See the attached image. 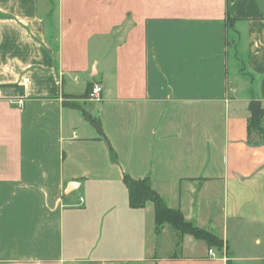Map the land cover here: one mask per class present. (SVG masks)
Returning <instances> with one entry per match:
<instances>
[{
    "label": "crops",
    "instance_id": "0c3cea01",
    "mask_svg": "<svg viewBox=\"0 0 264 264\" xmlns=\"http://www.w3.org/2000/svg\"><path fill=\"white\" fill-rule=\"evenodd\" d=\"M0 95V264H264V0H0Z\"/></svg>",
    "mask_w": 264,
    "mask_h": 264
},
{
    "label": "trees",
    "instance_id": "16d2710c",
    "mask_svg": "<svg viewBox=\"0 0 264 264\" xmlns=\"http://www.w3.org/2000/svg\"><path fill=\"white\" fill-rule=\"evenodd\" d=\"M251 111L252 117L249 121V133L257 131L261 140L264 142V125L262 123L263 110L257 102L253 101L251 103ZM125 181L129 190L131 206L144 207L148 203H153L158 225L163 224L165 221H169L182 232L191 233L198 238L208 240L210 243L220 244V241L210 232L184 221L179 212L169 209L165 204L164 199L153 188L152 183L148 178L134 179L127 176Z\"/></svg>",
    "mask_w": 264,
    "mask_h": 264
},
{
    "label": "built area",
    "instance_id": "2783aa9c",
    "mask_svg": "<svg viewBox=\"0 0 264 264\" xmlns=\"http://www.w3.org/2000/svg\"><path fill=\"white\" fill-rule=\"evenodd\" d=\"M102 91H103V87L101 85H95L91 90L89 98L90 99H98L101 96ZM0 97H1V95H0ZM209 254L212 256L215 255L213 248L209 249Z\"/></svg>",
    "mask_w": 264,
    "mask_h": 264
},
{
    "label": "rangeland",
    "instance_id": "374dc122",
    "mask_svg": "<svg viewBox=\"0 0 264 264\" xmlns=\"http://www.w3.org/2000/svg\"><path fill=\"white\" fill-rule=\"evenodd\" d=\"M53 1L55 2V0H53ZM41 2L45 4V2H47V0H41ZM173 234H174L173 231H171V233L163 234L162 237L160 236L162 242H165V239L169 240L173 236ZM167 250L169 251V250H172V249L171 248H167ZM176 250H178V249H176Z\"/></svg>",
    "mask_w": 264,
    "mask_h": 264
}]
</instances>
